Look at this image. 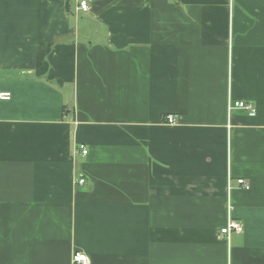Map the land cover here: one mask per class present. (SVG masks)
<instances>
[{
    "label": "crops",
    "instance_id": "0c3cea01",
    "mask_svg": "<svg viewBox=\"0 0 264 264\" xmlns=\"http://www.w3.org/2000/svg\"><path fill=\"white\" fill-rule=\"evenodd\" d=\"M87 1L0 0V264H264V0Z\"/></svg>",
    "mask_w": 264,
    "mask_h": 264
},
{
    "label": "built area",
    "instance_id": "2783aa9c",
    "mask_svg": "<svg viewBox=\"0 0 264 264\" xmlns=\"http://www.w3.org/2000/svg\"><path fill=\"white\" fill-rule=\"evenodd\" d=\"M89 10H90V4L87 0H77V11L86 12ZM11 97L12 94L9 91L0 92V99L9 100ZM232 109H243L246 110L251 116L256 115V108L254 104L249 101L238 100L235 101L233 104L230 103L229 110ZM165 121L171 124H175L177 122L176 117L174 116V114L171 113L165 116ZM79 148L83 154H86L88 152V149L84 144H80ZM84 181H85L84 178H80L78 180V182L81 184L84 183ZM236 184L238 185V187L243 189L248 190L251 188L250 182H248L245 178H237ZM227 189L228 191H231L233 189L231 183L228 184ZM242 229L243 226L240 222L230 219L226 223V225L220 229L219 237L229 239L233 232H240L242 231ZM72 262L73 264H88V256L83 251L76 250L73 255Z\"/></svg>",
    "mask_w": 264,
    "mask_h": 264
},
{
    "label": "rangeland",
    "instance_id": "374dc122",
    "mask_svg": "<svg viewBox=\"0 0 264 264\" xmlns=\"http://www.w3.org/2000/svg\"><path fill=\"white\" fill-rule=\"evenodd\" d=\"M71 4L72 10L76 7L77 0H67ZM75 10V9H74ZM75 14H77L78 19L81 20V15L83 14L82 11L78 12L75 10ZM71 15V14H70ZM74 20L76 21V17H74Z\"/></svg>",
    "mask_w": 264,
    "mask_h": 264
}]
</instances>
